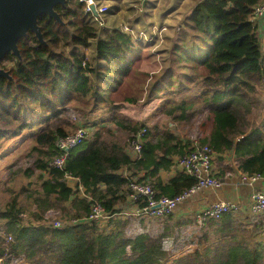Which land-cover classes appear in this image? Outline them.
Returning <instances> with one entry per match:
<instances>
[{
  "label": "trees",
  "instance_id": "16d2710c",
  "mask_svg": "<svg viewBox=\"0 0 264 264\" xmlns=\"http://www.w3.org/2000/svg\"><path fill=\"white\" fill-rule=\"evenodd\" d=\"M261 1L197 3L185 18L173 53L186 70L183 79L194 83L200 77L214 76L225 88H207L190 101L171 97L189 88L181 81L179 90L163 96L167 100L162 106L176 120L189 119L199 104L208 107L212 126L199 143L208 144L217 155L234 156L236 170L264 177V98L256 89V84L264 81V26L260 33L251 19L253 7ZM86 6L81 0L57 6L64 23L42 16L39 23L46 43L29 32L19 43L20 57L9 53L1 64L5 67V62H13L6 68L12 78L0 77V144L26 127L41 124L30 134L33 145L28 157L33 158L32 163L21 171L29 179L23 191L31 205L26 207L15 194L0 211L7 233L14 238V249H21L33 264H264V237L251 233L231 214L208 221L221 243L215 258L196 250L170 262L165 249L168 239L151 235L138 225L141 219L136 223L131 217L119 215L135 178L153 185L157 197H175L193 187L198 180L192 175L179 171L166 182L160 172L171 170L174 157L189 152L194 143L180 138L168 126L161 130L157 125L118 115L124 102L136 103L146 94L151 100L160 95L157 87L172 83L167 80L145 85L149 73L140 72V81L133 87L136 93L118 101L115 95L120 91L116 89L120 84H130L135 76L133 61L139 60L138 47L132 36L120 29H103L102 35V30L89 22V17L94 21L96 18ZM68 25L75 30L72 32ZM70 45L73 51L62 49ZM92 46L96 64L80 51V47ZM69 104L86 119L96 111L105 116L111 113V117L99 124L89 119L74 124L62 117ZM106 120L111 128L131 133L129 139L145 129L139 159L131 158L127 142L107 129ZM78 123L95 128L91 138L69 151L64 167L52 166L65 152L57 142L71 134L70 127L76 128ZM70 178L77 179L86 194L98 199L107 212L116 214L110 228L82 221L91 212V201L74 195ZM58 208L66 221L62 227L25 219L24 214H28L41 221L46 212ZM75 219L81 222L71 223ZM255 228L261 229L262 225L256 224ZM205 236H210V231ZM221 257L224 259L214 263Z\"/></svg>",
  "mask_w": 264,
  "mask_h": 264
},
{
  "label": "rangeland",
  "instance_id": "374dc122",
  "mask_svg": "<svg viewBox=\"0 0 264 264\" xmlns=\"http://www.w3.org/2000/svg\"><path fill=\"white\" fill-rule=\"evenodd\" d=\"M148 3L149 2L146 0H96L97 8L106 5L109 10L103 16L102 23L98 20L94 21L92 17H89V22L97 26L100 31L102 30L100 32L102 35L104 33L103 29H120L131 35L138 47L140 55L139 60L133 61V67L136 69L135 76L131 78L130 84H120L118 89H116V92L120 91L119 94L115 95L118 101L125 96L136 93L134 91L137 90H134L135 88L133 87L140 81V79L138 80L137 78L140 72L149 73L148 82H145V85L149 82L151 84L156 81L154 83L156 84L157 82L162 83L167 80L172 83L164 87H157L156 90L160 95L152 97L151 100H149L146 94L136 103L124 102L123 107L117 111V113L120 116L138 122H146L151 126L157 125L161 130L166 129L168 126L172 132H175L178 136H183L185 139H189L195 144L196 142H200L211 129L212 113L209 111V108L199 104L197 112L191 114L189 119L176 120L163 111V108H167L166 106H162V103H165L167 100V98L163 96L169 91L179 90L177 85L181 81H184V84L189 86V88L184 92L171 95V97H183L188 101L198 98L207 88L224 89L225 86L214 76L200 77L194 83H189L187 79H183L182 73L186 72V70H183L179 56L173 53V46L179 37L180 29L183 25V18H179L177 16L178 14H172L175 18L170 22L169 18H166L169 13H172L171 10L168 11L171 5L170 0H167V3L163 2L159 4L157 8L154 7V4L148 5ZM189 5L190 4H187V6ZM170 24L176 25L177 27L174 28L177 29L168 27ZM178 27L180 29H178ZM67 28L72 32L75 30L74 27L70 25H68ZM62 49L69 52L73 51L75 48L73 45H70ZM80 51L84 53L85 59L93 61L96 64L94 46L88 48L80 47ZM12 64L13 62L9 61L4 63L5 68H8ZM170 71H172L171 74H169ZM187 73H189L188 70ZM256 89L264 98V81L256 84ZM67 107L68 111L62 114V117L70 122L72 121L74 124H76L78 120L85 121L88 119L90 121H98L99 124L103 118L110 119L109 117H111V113L105 116L96 111L93 113V116L91 115L90 118L87 117L86 119L80 111L76 109L75 111L74 108L72 109L71 104L67 105ZM105 122H107V129L111 128V122H109V120ZM40 127L41 124L35 125L34 128L32 126L26 127L21 133L7 137L5 140L3 139L0 144V211H2L7 204L11 203L15 194H19V199L26 207L31 205V200L27 198V192L23 191V186L28 183L29 179L24 177L21 171L32 163L31 160L33 158L29 159L28 157V150L33 145L30 134L32 130L37 131ZM75 129V127H70L72 132ZM111 129V131L117 133V136L123 142H127L128 146L131 133L123 131L116 126H113ZM63 214L64 212L62 209H51L46 212L44 215L45 218L41 221H36L30 216L28 217V214L24 215L26 220L32 221L34 224L44 223L55 225V223L59 221H61L62 224L66 223V221H64L65 219H63ZM169 216L164 219L151 220L134 215L121 217L124 219L131 217L136 223L139 222L138 219H141V223L138 225L147 229V232L155 237L163 235L164 239L168 237L178 239L175 248H172V245L168 248L165 246L167 250L166 259L169 262L184 254H195L196 250H199L204 256L210 253V256L215 258L221 247V243L219 239L216 238L217 235H215V230H210L208 227V223L206 224L207 227L203 226L205 228L198 226L192 228L190 227L191 223L188 224L187 222L183 223V227H177L176 230L174 228L172 229L171 226H167L166 222L167 219H170ZM26 220L25 222H27ZM237 222L241 223L239 221ZM244 225L246 229H248L247 225ZM101 227L104 226L101 225ZM107 227L110 228L111 226ZM6 228V221L0 219V264H33L21 249H14V238L11 234L7 233ZM207 231H210V236H205ZM237 232H239V230ZM9 236L12 237V240H9ZM222 259L224 258L221 257V259H216L214 263Z\"/></svg>",
  "mask_w": 264,
  "mask_h": 264
},
{
  "label": "built area",
  "instance_id": "2783aa9c",
  "mask_svg": "<svg viewBox=\"0 0 264 264\" xmlns=\"http://www.w3.org/2000/svg\"><path fill=\"white\" fill-rule=\"evenodd\" d=\"M85 3L87 4L86 10L88 12H92L90 4H96V0H87ZM108 10L109 8L106 5H102L97 8L99 16H95L96 20L102 23V18ZM251 19L256 22L258 26V22L262 23L261 28L259 27V32L261 33L264 26V0L253 7ZM94 130L95 128H89V126L84 123H78L76 129L71 134L65 138H61L57 142L59 148L65 152L64 155L54 160L52 166L60 168L64 167L69 151L77 148L87 139H90ZM144 133L145 129L139 131L137 134H134L132 139H130L128 151L133 160L139 159L141 156L144 145ZM215 156L216 153L211 146L196 142L194 147L189 152L184 155L174 157V165H176L181 172L192 175L198 180L193 187L175 197H157L158 190L153 185L138 181L137 178L133 179L129 184V188L132 192L129 194L128 202L124 205L121 212H119V215H134L149 220L164 219L172 214L180 203L189 199L191 196L203 189L221 188L223 181L216 174ZM124 174L126 176L129 175V173L125 171ZM244 176L248 181H256L262 177L259 174L252 176L244 174ZM69 184L73 188L75 196H84L91 201V212L89 216L82 221L96 223L99 226L103 225L104 227L102 228L109 226L111 218L116 214L107 212L103 204L98 199H94L90 194H86L85 188L78 182L77 179L70 178ZM240 210V204L235 201L214 202L196 213V224L203 227L212 218H220L224 214H232ZM249 211L252 217L246 225L247 227H255L257 221L264 217V189L253 193ZM79 222H81V220L75 219L71 221V223ZM63 225L64 224H62L61 221L55 223V226L57 227H62ZM9 240H12L11 236H9Z\"/></svg>",
  "mask_w": 264,
  "mask_h": 264
},
{
  "label": "crops",
  "instance_id": "0c3cea01",
  "mask_svg": "<svg viewBox=\"0 0 264 264\" xmlns=\"http://www.w3.org/2000/svg\"><path fill=\"white\" fill-rule=\"evenodd\" d=\"M148 5L154 4V7L157 8L159 4L167 0H146ZM201 0H170L171 5L168 8V11H172L166 17L169 18V22L175 17L172 14H178L179 18H183V25L181 28L185 27V18L188 17L197 3ZM187 4H190L187 6ZM147 5V6H148ZM167 11V12H168ZM177 17V18H178ZM259 27L261 28L262 23L258 22ZM161 26V25H160ZM168 27H173L177 29L174 24L168 25ZM178 29H180L178 27ZM181 30V29H180ZM175 133V132H174ZM177 135V134H176ZM182 139H185L183 136H179ZM187 140V139H185ZM215 167L217 176L223 181V185L219 189H203L202 191L191 196L189 199L180 203L176 210L169 216L170 219H167V226L177 230V227H183V223H191L190 227H201L196 224L195 215L203 208L209 206L210 204L218 201H235L240 204L241 210L231 215L239 222L247 224L251 220V213L249 211V206L252 200V195L255 191L264 189V177L256 181H248L245 179L244 173L237 169V163L234 156L229 154L217 155L215 156ZM180 170L176 165L172 167L171 170H162L160 175L164 181H168L172 177L176 176ZM187 220V221H186ZM171 223V225H170ZM256 224H261V229H256L255 227H247L251 233H256L258 236L264 237V217L257 221ZM161 226V225H159ZM206 226V225H205ZM162 227V226H161ZM207 227V226H206ZM205 228V227H201ZM253 230H250V229ZM167 248L172 245V248H175L177 245L174 237H168Z\"/></svg>",
  "mask_w": 264,
  "mask_h": 264
},
{
  "label": "water",
  "instance_id": "95a60500",
  "mask_svg": "<svg viewBox=\"0 0 264 264\" xmlns=\"http://www.w3.org/2000/svg\"><path fill=\"white\" fill-rule=\"evenodd\" d=\"M68 2L69 0H0V77L12 78L10 70L2 67V61L9 53L20 57L19 43L29 32L46 43L39 19L47 15L64 23L57 6L66 7ZM90 8L98 17L96 4L91 3Z\"/></svg>",
  "mask_w": 264,
  "mask_h": 264
}]
</instances>
